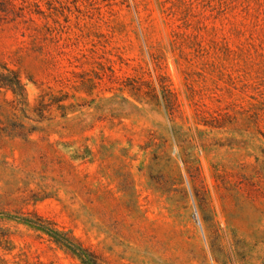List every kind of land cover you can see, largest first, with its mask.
I'll list each match as a JSON object with an SVG mask.
<instances>
[{
	"label": "rangeland",
	"instance_id": "374dc122",
	"mask_svg": "<svg viewBox=\"0 0 264 264\" xmlns=\"http://www.w3.org/2000/svg\"><path fill=\"white\" fill-rule=\"evenodd\" d=\"M21 220L264 264V0H0V264H83Z\"/></svg>",
	"mask_w": 264,
	"mask_h": 264
},
{
	"label": "trees",
	"instance_id": "16d2710c",
	"mask_svg": "<svg viewBox=\"0 0 264 264\" xmlns=\"http://www.w3.org/2000/svg\"><path fill=\"white\" fill-rule=\"evenodd\" d=\"M164 91H168V87H163ZM169 104H172L170 102ZM22 223L33 227L34 229L42 232L43 234L47 235L52 241L57 244H60L70 251H72L75 255L79 257L83 264H98L92 256L87 253V250L84 249L79 243H77L73 238L69 237L66 233L61 232L55 227L50 225H45L43 222L35 223L30 220H21ZM36 264H42L37 262Z\"/></svg>",
	"mask_w": 264,
	"mask_h": 264
}]
</instances>
